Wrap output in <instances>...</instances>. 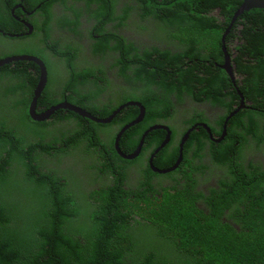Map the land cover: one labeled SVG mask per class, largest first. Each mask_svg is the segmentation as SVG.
I'll list each match as a JSON object with an SVG mask.
<instances>
[{"label":"trees","instance_id":"16d2710c","mask_svg":"<svg viewBox=\"0 0 264 264\" xmlns=\"http://www.w3.org/2000/svg\"><path fill=\"white\" fill-rule=\"evenodd\" d=\"M52 1L56 0L40 6L46 4L44 13L50 20ZM97 1V14L102 16L97 31L107 36L108 51L93 47L92 52L106 61L107 68L120 62V70L114 74L117 80L102 77L110 97L88 105L68 100L99 118L127 99L140 101L144 118L119 140L120 150L131 153L146 127L168 113L170 102L162 88L175 93L181 99L177 103H185L184 111L187 105H217L226 97L217 130L220 133L227 122L226 142L211 143L210 159H202L201 139L195 150L191 147L197 135L206 138L207 134L196 128L183 145L179 165L167 173L154 172L148 159L163 140V130L148 133L133 159L122 158L114 147L116 133L137 117L138 107L122 109L106 124L64 109L36 121L28 109L38 82V65L20 60L1 66L0 264H264V149L260 148L256 161L242 160L240 149L250 145L247 137L255 134L257 123L264 129V8L244 11L232 23L233 37L241 42L236 43L233 81L221 66V55L218 64H206L204 71L184 60L186 55L199 56L201 39L191 34H218L215 10L226 15L229 24L242 0H128L122 2L117 16L113 15L115 0ZM11 5L0 4V19L4 12L9 22L13 19ZM112 19H119L115 26L146 32L153 22L152 39L162 42L164 49L141 45L137 52L139 48L123 34L104 33L105 23ZM62 22L77 29V21ZM255 22L262 28L256 29ZM50 32L47 25L44 35L36 32L35 41L27 45L20 38L3 35L12 42L0 58L32 54L52 67V56L61 52L55 44L46 43ZM118 48L120 57L115 53ZM130 50L134 52L129 54ZM82 59L86 61L85 49ZM104 65L96 68L102 70ZM54 80L50 71L37 107L49 108L59 101L46 94ZM63 87L84 90L73 82ZM144 87L151 94L149 99L135 96ZM165 121L173 125L175 136L154 155L158 168L175 163L181 130L193 123L177 127ZM217 168L231 173L221 175L214 186L207 185Z\"/></svg>","mask_w":264,"mask_h":264},{"label":"flooded vegetation","instance_id":"af4514ba","mask_svg":"<svg viewBox=\"0 0 264 264\" xmlns=\"http://www.w3.org/2000/svg\"><path fill=\"white\" fill-rule=\"evenodd\" d=\"M45 1L49 2L51 0H42L36 4L34 3L33 0H0V4L7 3V2L12 3L9 10L13 17V19L10 20L9 22V20L6 18V13L4 12L2 14L3 18L0 19V29L1 30L3 29L2 32H6L5 36H8V34H11L12 36H8L9 38H15V39L20 38L21 43L24 45H27L35 41L34 35L36 32L39 35L41 34L44 35V28L47 25L51 27L50 39L47 40L46 43L55 44L60 49V52H61V55L52 56V60L50 63L52 67H49L47 62L41 59L46 68V83H45V87L43 91H45L46 89V85L48 83V73L50 71H51L52 76L55 78L52 84V88L50 90L47 89L46 94L48 95L49 98L58 99L59 101L52 104L51 106H54L62 102H68L70 104L76 105L73 102L69 101L67 97H71L72 101H80L87 105L89 102H92V101L99 102L100 99L104 100L105 96L110 97L111 94L109 93L108 84H105V82L102 80V77L115 78L114 74L120 70V62L116 65H113L107 68L106 61L103 58H100L98 54H95L92 52L93 47H97L102 52L108 51L107 46H106L107 36H102V34L97 31V25L99 23V19L102 18V16L97 14V12L99 11L100 2H98L97 0H56V1H52L51 6H50V11H51V20H50V19H46V16L44 13L46 4L44 5V7H40L41 5L45 3ZM126 1L128 0H115V7L113 10L114 16H117L120 14V5L122 6V2H126ZM71 5H74V7H71ZM250 10L252 9H249L247 11H250ZM248 15L250 14L245 15V17H247ZM214 16L218 19L217 28L220 29L218 31V34L217 33L212 34L214 35L215 39L213 40L212 35H209V34L203 35L197 32H194L193 34H191V36H198L201 39L200 46L196 45L198 47L197 53H199V56L195 57L196 55L195 53L191 54V56L186 55L184 61L188 63H195L197 64L199 69L204 71L205 69H207L206 64H211V63L218 64L219 63L217 59L218 55H221V61L224 63L225 62L224 53H225L228 55V60H229L228 63L234 75L233 81H236V75L234 74L233 71H234V68L236 67L235 58L237 56V49H236L237 42L235 38L233 37V25H230V23L226 24L225 22V20L227 19L226 15L219 14L218 10H215ZM60 18L64 22L67 18L69 21H77L75 23V24H78L77 29H71L73 25L63 23ZM231 18H230V21H231ZM141 19L145 21L146 17L141 16ZM249 19L253 20V17H249ZM15 20L17 22H15ZM117 22L119 23V19L108 20V22H106L104 25L103 32L123 34L126 37L127 41H132L134 43V46L136 48H139L137 49V52H140L142 50L141 45L145 47H149L151 44H155L160 49H164V45H162L163 44L162 42L156 39H152L153 38L152 34H154V27H155L153 26L154 24L153 22H152L153 28L149 29L150 32L142 31L139 29L126 30L124 26H120V25L115 26L114 24H116ZM35 24L37 25L36 27H35ZM253 25L255 26L256 29H258V27H261V25H259V23L256 24V22L253 23ZM10 28H12L13 30H18V31L14 33L6 31V30H10ZM1 34L4 35L3 33ZM138 39H141V41L138 42ZM110 42L113 44L114 40L110 38ZM215 43L219 44L218 49L214 47ZM238 43H241V42H238ZM219 47H220V50H219ZM83 49H85L86 61L82 59ZM174 50L176 49L173 48L172 51ZM63 52L67 54H71L72 58L69 56L70 59L67 60L66 56L62 54ZM133 52L134 50L132 51L130 50L129 54ZM115 53L117 57H120L119 48ZM20 54H24V53H20ZM94 61L96 62L93 64V67L91 68V65ZM103 63L105 65L102 70H99L96 68V65L103 64ZM13 70L14 69H12V71ZM38 74L40 75L39 66H38ZM240 78L241 77H239L238 79ZM95 80H97L98 83H94ZM66 82H73L78 88L84 89V90H81L80 92H74V91H71L70 89H64L63 86ZM151 88L154 90L156 87L151 86ZM162 91H163L164 99L165 100L168 99L170 102V105L168 106L166 110L168 113L165 115V117H162L161 115L157 116L155 118V122L149 124L148 127H146L147 129L144 130V132L147 131L153 125H161V126L163 125L167 127L168 130L170 131V138H171L172 136H175L173 135L174 127L173 125L169 124L165 120L172 122L177 127H180L182 124L187 126V124L191 120H193V123L187 126L184 130H181L179 140H181L182 136L188 129L190 128L192 129L189 132L190 134L196 128H199V127L203 128L206 131L207 137L203 138L197 135V140H195V143L191 147V149L195 150L196 144H197L196 142L198 141V143L201 144V141H202V147L200 149L201 157L202 159H205V157H207V159H210L209 153L207 151L211 143L215 145L220 142H223V143L226 142V135L228 133L227 127H226L227 122L224 121V124L222 125L223 126L222 130L220 133H218L217 131L219 129V121L221 119L220 115L223 114V111H225V107L223 104H224V101L226 100V97H223L222 102L217 103V105L207 104L205 102H196L192 105H187V108L184 111L185 103L183 102L177 103V100H181V99L177 97L175 93L169 94L168 91H165V88H162ZM144 95L147 96L148 99L151 97V94L149 93L146 87H144L143 91H138L135 93V96L137 97H141ZM128 101L139 102L141 105H143L137 99H127L121 105H123L124 103ZM131 105L132 104L126 105L122 109L128 106H131ZM132 106L138 107V110L140 112L139 106L137 105H132ZM143 107L145 109L144 105ZM240 107H243V104L240 105ZM47 109L48 108L42 109L41 107H37V104H36L35 111L40 113ZM61 109L68 110L66 108H60L58 110H61ZM162 111L163 110H161V112ZM226 112H228V114L230 113V111H226ZM144 116H145V111H144V115L142 119L144 118ZM50 118H47V119H50ZM101 118H105V117H101ZM142 119L140 121H142ZM102 124H106V123H102ZM157 129L164 131L165 134L162 140L164 141L166 134H167L166 128L159 127V128L151 129L147 132V134ZM254 129H255V134L253 136L250 135L249 137H247V139L250 142V145L245 146V147L241 146L240 148L242 160L252 159L253 161H256L260 148L264 149V129L258 123L255 125ZM144 132L142 133V135L144 134ZM147 134L145 135V137L147 136ZM144 139H143V142H144ZM238 143L239 141H235L234 145L238 146ZM182 151H183V148H182ZM217 170L218 171L216 173V176H213L207 185L214 186L216 182H218V180L220 179L221 175H223L225 172L228 173L229 175L231 173V171L227 170L226 168H217ZM215 171L216 170L214 169L213 172ZM236 171L237 170H234L233 172H236Z\"/></svg>","mask_w":264,"mask_h":264},{"label":"water","instance_id":"95a60500","mask_svg":"<svg viewBox=\"0 0 264 264\" xmlns=\"http://www.w3.org/2000/svg\"><path fill=\"white\" fill-rule=\"evenodd\" d=\"M252 8H264V0H242V3L239 5V7L234 11L231 21H230V25H232V23L234 22V20L237 18V16H239L241 13H243L244 11H247L249 9ZM0 32L3 33L4 35H6V32H2V30L0 29ZM8 36H12L11 34H8ZM224 57H225V62L221 65L222 68H224L226 70V72L229 74L230 78L232 80H234V75L231 71V68L229 66L228 63V55L224 53ZM32 61L35 62L39 68H40V75H39V79L37 82V85L33 91V96L29 105V109H28V113L31 116L32 119L36 120V121H42L45 120L47 118H49L56 110L60 109V108H66L70 111H73L77 114H79L82 117H86L92 121H95L97 123H109L111 122V120L116 116V114L126 105L132 104V105H137L139 106L140 112L137 115V117L130 121L129 123L123 125L118 133L116 134L115 137V141H114V147L116 152L124 159H133L136 156H138V154L141 151V147L143 144V139L145 137V135L147 134V132L151 129H155V128H166L167 129V134L166 137L164 139V141H162V143L155 148L154 152L150 155L149 159H148V164L150 166V168L154 171V172H158V173H167L170 172L172 170H174L180 163L181 159H182V148H183V144L184 142L187 140L189 132L192 130L191 128L188 129L184 135L182 136L180 143H179V155L178 158L176 159L175 163L167 168H158L156 166H154L153 164V157L156 153H158L160 151L161 148H163L170 140V131L168 130L167 127L165 126H161V125H153L151 126L147 131L144 132V134L142 135V137L140 138V141L137 145V147L135 148L134 151H132L131 153H124L120 150L119 148V140L121 135L123 134V132L129 128L130 126L138 123L143 115H144V107L143 105H141L139 102H133V101H128L126 103H124L123 105H120L118 108H116L109 116L105 117V118H99L96 117L94 115H92L90 112L86 111L85 109L70 104L68 102H62V103H58L54 106H51L50 108H48L47 110L37 113L35 111L36 108V104H37V100L39 98V96L41 95L44 87H45V83H46V68L45 65L43 63V61L38 58L37 56L31 55V54H15V55H9L3 58H0V67L9 63H13L16 61ZM239 110V107L237 109H235L233 112H231L227 119L230 118L233 114H235L237 111Z\"/></svg>","mask_w":264,"mask_h":264},{"label":"rangeland","instance_id":"374dc122","mask_svg":"<svg viewBox=\"0 0 264 264\" xmlns=\"http://www.w3.org/2000/svg\"><path fill=\"white\" fill-rule=\"evenodd\" d=\"M0 39L3 40L4 43H0V55L7 54L10 46H11V40L9 38L4 37L2 34H0ZM10 44V45H9ZM157 177H165V176H157Z\"/></svg>","mask_w":264,"mask_h":264}]
</instances>
